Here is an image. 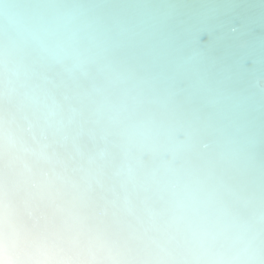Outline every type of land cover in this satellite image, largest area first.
<instances>
[{
	"label": "bare ground",
	"instance_id": "6f19581e",
	"mask_svg": "<svg viewBox=\"0 0 264 264\" xmlns=\"http://www.w3.org/2000/svg\"><path fill=\"white\" fill-rule=\"evenodd\" d=\"M12 216L73 264H264V0H0Z\"/></svg>",
	"mask_w": 264,
	"mask_h": 264
},
{
	"label": "clouds",
	"instance_id": "9594fccd",
	"mask_svg": "<svg viewBox=\"0 0 264 264\" xmlns=\"http://www.w3.org/2000/svg\"><path fill=\"white\" fill-rule=\"evenodd\" d=\"M87 248L86 243L56 244L44 235L21 228L14 216L6 217L0 233L2 264H73L94 258Z\"/></svg>",
	"mask_w": 264,
	"mask_h": 264
}]
</instances>
